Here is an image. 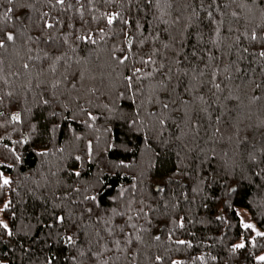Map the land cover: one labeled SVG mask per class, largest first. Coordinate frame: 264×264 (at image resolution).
I'll use <instances>...</instances> for the list:
<instances>
[{
    "label": "trees",
    "instance_id": "trees-1",
    "mask_svg": "<svg viewBox=\"0 0 264 264\" xmlns=\"http://www.w3.org/2000/svg\"><path fill=\"white\" fill-rule=\"evenodd\" d=\"M33 2L41 12L50 11V15H56V11L49 10L44 4V0H33ZM81 2L85 3V18L87 19L90 15L87 0H81ZM96 2L100 6L101 0H96ZM169 2L171 7L165 6L164 0H161L164 9L162 16L156 8H148L144 0H133L131 7L128 6L127 0L123 4L104 5L101 7V11H115L117 8H121L122 15L133 21L130 30L133 33L135 32V22L139 21L146 29L145 35L160 31L162 40L167 38V34L179 38L185 18L191 11L183 5L192 2V0H169ZM194 2L198 4L199 0H194ZM210 2L211 0H205V4ZM242 2L243 0H218L221 11L224 12V30L220 37L222 46L217 49L209 43L201 45V47L211 49L215 57L212 62L205 58V62L209 63V67L206 69L204 64L192 59L191 49L185 48V53L191 64L186 61L181 67H188L190 73L192 68H195L197 72L203 70L205 75L200 78L203 83L195 87L192 93H184L183 85L185 83L196 84V82L191 81V75L187 77L181 75V87L177 92L172 93L173 97L177 99V104L173 105L169 102L167 110L161 109L160 105L154 102L155 93L149 89L148 81H145L142 86L134 84L132 90L125 92L122 99H117L116 93L118 90H123V85L117 81L114 75L109 74L111 70L107 66V47L113 43L111 36L106 37L108 43L102 46L98 58L93 56L87 62L81 61L80 64H76L74 62L76 57L69 51V56L73 57L71 67L67 68L61 63L57 66L56 73L50 71V61L48 60L33 59L28 61L34 67L31 69L32 88L27 91L24 86L27 84L29 74L22 67V64L27 61V48L19 49L18 55L11 48L7 51L0 49V58L3 59V63L0 64V95L7 90L17 93L26 91L27 103L24 106L33 107L39 121L37 131L32 133L33 139L29 144L15 145L22 157L20 163H16L11 153L3 147L6 143L10 147L12 146L7 136L10 135L12 140L19 139V133L12 130L16 125L7 124L5 128H0V136L5 137L0 140V157L6 156L8 163L15 164L13 169H5V174L14 180L12 185L14 191H10L9 194V198L13 202L12 208L9 211L0 212V219L7 221L14 233H17V229L25 225L29 226L25 231L30 229L27 236L19 232L12 237H7L4 235L3 229H0V259H4L6 264H42L46 254L59 255L56 252L59 245L54 246L50 251L48 244L44 243L46 230L42 229L38 220L47 221L48 217L43 214L45 207L51 209L53 199L57 196L62 198L64 191H70L67 185L91 182L97 175H102L110 185V188L103 193L105 201L109 196L116 194L119 185L130 189L132 184L137 186V199L143 195L151 203L155 198L156 203L161 205L163 200L171 202L174 198L179 201L175 212L185 216V228L178 229L174 238L190 239L193 246L187 248L183 245H172V250L166 254L164 264H168L169 258L184 260L186 264H241L242 261L245 264H254L250 257L245 261L248 252L252 250L250 244L246 249L238 250L236 253L231 252V243L239 242L241 234L244 233L232 210L225 209L227 217L225 224H221L215 219L219 210L224 207L226 184H232L238 187V191L231 196L233 208L239 211L247 210L256 227L260 231H264V172H261L259 177L252 175L253 172H259L260 167H264V165L257 167L248 160V153L253 150V144L258 147L261 140L264 139L261 136L264 128L257 129L255 127L264 119V59L252 54L254 49L243 36H241L240 44L249 47V53H242V48L237 51L240 46L235 44L234 35H239L245 28L252 26L245 19V10L238 7ZM225 3L229 5L227 8L224 7ZM5 5L6 0H0V16L5 11ZM197 10L199 11V8ZM232 11L240 12L241 15L233 17L231 16ZM96 15L99 16V12ZM177 15L181 19L179 22L173 23ZM200 15L203 17L204 12L201 11ZM213 15L219 18L218 13L213 12ZM60 16L62 19H68L70 16H76V13L75 10H72L67 14L60 13ZM33 18H38L37 12H33ZM164 20H167L168 23L165 24ZM99 23L103 26L105 21L101 19ZM229 26L233 28V33L227 32ZM164 29H167V33L164 32ZM236 29H239V32ZM111 31L117 34L115 42L120 43L122 40L120 25L113 27ZM204 33L205 41H207L209 30L205 28ZM229 45L234 46L229 47ZM31 47L36 49L31 53L33 56L42 55L39 49L50 50L42 41L31 44ZM77 51L81 56L86 55L79 49ZM241 54L244 56L242 60L240 59ZM237 66L241 71L235 70ZM215 67L219 68L216 81L221 84L222 91L214 89L209 83L210 74ZM38 71L43 73L38 78L42 82L40 88L36 87L35 73ZM65 72H67L69 81H72V77L77 72H83L84 76L82 80L77 77L75 81H72L76 84L75 88H72L71 83L66 81L59 90L65 92V96H62L61 99L67 97L71 102L73 112L78 113V106H84L97 115L98 119L94 122V127L88 129L79 120L56 118V122L61 124V128L53 140L46 134H42L44 125L49 122L45 117H47L50 108L43 105L36 108L34 105L39 99L38 94L47 88L49 82L56 78H62L61 73ZM13 73H20V75L16 76ZM229 73H231L230 79L228 78ZM5 77L10 81V84L4 83ZM171 84L175 85L176 80L173 79ZM256 84H259L260 87L255 88ZM138 87L139 91H137ZM92 88L96 89L94 93L89 91ZM254 88L255 91H253ZM132 92H136L135 103H133ZM44 95L47 96L49 93L45 91ZM77 95L80 96L79 101H73L72 97ZM200 95L204 96V101L197 98ZM253 95L259 96L260 99L251 101ZM149 96L153 97L152 102H149ZM229 96H239V100L226 99ZM181 97L189 100V103L187 105L180 103ZM89 100L90 104L87 103ZM105 104L109 105V108H114L115 111L110 113L104 107ZM204 107L208 108V113L201 111ZM136 109H139L138 116ZM16 110L15 103L9 104L6 97L5 102L0 104V111L5 113L3 117H0V121H7L11 112ZM162 114L167 117V125L163 127L159 124V117ZM64 115L67 113L65 112ZM217 116H220L219 121L216 119ZM80 119H86V117L81 115ZM132 120H136L137 123H131ZM237 125L240 137L247 135L248 142L237 145V138L234 135ZM217 127L221 129L222 135L215 133ZM72 129L75 130V133H82L85 139H92L95 152L91 161L87 159L79 162L74 160L75 155L84 156L85 139L77 141ZM21 130L25 134L29 131L26 124L21 126ZM229 136L232 137L231 140H229ZM109 141L116 147L102 152L101 150L107 146ZM44 145L51 151L47 156H40L37 151ZM60 147L65 149L63 153L58 151ZM213 150L216 153L215 159H211ZM225 152L228 153V157H224ZM205 156H208L209 159L205 160ZM232 157L240 163L245 174L249 177L239 185H235L234 179L224 181L218 176L222 158ZM120 160L131 166L115 167ZM150 163L154 164V167H150ZM177 167L182 173L190 174V177L188 175L174 176V182L169 185V191L162 194L163 199H161L160 196L152 192V187L156 182L172 176ZM73 168L82 172L80 178L70 175V170ZM134 176L136 179H133ZM201 177H207L204 184L200 183ZM238 178L239 170L236 179ZM192 188H196L197 191L193 192ZM4 191L9 190L5 189ZM182 192L187 193V200L181 196ZM205 204H207V208L203 206ZM145 210L147 211V209ZM12 211L16 213L15 219L10 215ZM161 211H163L162 208ZM137 223L140 224L143 221ZM227 223L232 226L227 227ZM144 226L148 227L147 224ZM97 228L100 229V235L104 237L100 243H106L108 249H111V251L102 253V259L108 260V264H159V262H154V256L165 254V248L169 247L168 244L157 242L152 238L159 234L161 241H164V234L168 231V228L162 227L156 219L153 220L150 232L141 233L143 243L134 240L133 244L123 252L116 251L113 238L103 231V225L88 229L94 251H100L99 245L95 243L98 239L95 236ZM191 233L195 235H190ZM135 234L133 231V238ZM252 234L254 235V233ZM115 238L121 240L123 248L124 240L119 232L116 233ZM257 243H262L261 238H257ZM176 248L180 250L176 251ZM255 251L259 254L260 251H264V248H257ZM200 255H204V261L195 259ZM212 256H217L219 259L213 261ZM93 260L94 258L91 257L80 258V264H92ZM59 264H65V262L61 259Z\"/></svg>",
    "mask_w": 264,
    "mask_h": 264
},
{
    "label": "snow or ice",
    "instance_id": "snow-or-ice-1",
    "mask_svg": "<svg viewBox=\"0 0 264 264\" xmlns=\"http://www.w3.org/2000/svg\"><path fill=\"white\" fill-rule=\"evenodd\" d=\"M125 0H101L100 6H98L96 0H87L89 17L85 18V3L81 0H44V4L49 10H55L56 15H50V11H40L36 8V4L33 0H6L5 11L0 16V49L7 51L9 48L13 49L19 54V49L27 48V61L22 64L23 69L28 71L29 79L24 86L26 91L32 88V73L31 69L34 65H31L28 61L35 60H48L49 69L52 73H56L57 66L63 63L67 68L71 67L73 57L69 56V51L76 57L75 63L80 64L81 61L87 62L93 56L98 58L99 52L102 50L103 45H107L108 41L106 37L111 36L113 43L110 47H107V59L110 75H114L119 83L123 85V90H118L116 93L117 99H122L125 92L132 90L133 85L142 86L145 81H148L149 89L155 93V103L160 105L161 109L167 110L169 108V102L173 105L177 104L172 93L177 92L181 87L180 76L185 77L191 75V81H195L196 84L191 82L183 85L184 93H192L193 89L203 81L200 79L205 75L203 70L196 71L192 68L191 73L188 67H181L186 61L191 64L188 59V55L185 53V48L191 49V57L194 60L204 64V68L209 67L207 61L212 62L215 60L212 50L206 47H201L205 43L213 45L215 48H220V37L222 30H224V12L221 11V5L218 0H211L210 3L205 4V0H199L196 4L194 0L192 2L185 3L183 6L186 9H191L189 15L185 18L183 29L180 31L179 38L171 34H167L166 39H161V32L154 31L149 35H145V30L139 21L135 22V32H131L133 21L130 18H126L122 15V9L117 8L115 11H101V7L104 5H116L123 4ZM133 0H127V4L131 7ZM145 5L148 8H156L160 11L161 16L164 14V9L161 4V0H144ZM165 6L171 7L169 0H164ZM229 5L224 4L227 8ZM241 9L245 10V19L249 21L252 26L245 28L239 35H234V41L236 45L242 48V53H249V47H244L240 44L241 36L250 42L253 47V55L260 59H264V0H243L238 5ZM199 8V11L197 10ZM75 10L76 16L69 17L68 19H62L60 13H70ZM204 12V16L201 17L200 12ZM33 12L38 13V18H33ZM99 12V16L96 13ZM213 12L218 13L219 18L213 15ZM240 12L232 11L231 16L239 17ZM159 18V17H158ZM103 19L105 24L100 25L99 21ZM181 17L177 15L173 23L179 22ZM256 21H259L258 23ZM165 24L167 20L163 21ZM147 23V21H146ZM78 24V26H77ZM120 25V36L122 40L120 43L115 42L116 33L111 29ZM94 25V26H93ZM209 30V36L205 41L204 29ZM239 32V29H236ZM167 33V29H164ZM228 33H233L231 26L227 27ZM43 42L48 46L50 50L39 49L42 55L33 56L31 53L36 51L31 47L33 43ZM234 45H229L232 47ZM85 52L86 55H79L77 51ZM171 53V54H169ZM240 59H244L241 54ZM3 63V59L0 58V64ZM230 67V66H229ZM237 72L241 69L237 66L235 69ZM219 73V68L215 67L210 74L211 79L209 83L214 89L221 90V84L216 81V77ZM42 71L35 73L37 78L36 87H41V81L38 78L42 75ZM13 75L19 76L20 73H13ZM62 78H56L49 82L47 88L43 89L38 95L39 99L34 107L39 108L41 105L47 106L50 110L47 112V119L49 122L44 125L43 133L49 136L51 139L56 138L58 130L61 128V124L56 122V118L60 120L77 121L79 120L85 128L91 129L94 127V122L98 119L97 115H94L92 111H89L84 106H78V113L73 112L71 108V102L65 97V92L59 91L65 82L71 83V87L75 88V81L77 77L83 79L84 73L77 72L72 77V81H69L67 72L61 73ZM228 78H231L229 73ZM173 79L176 80V84L172 85ZM4 83L10 84V81L5 77ZM171 85V87H170ZM260 85L256 84L255 88H259ZM255 88L253 91H255ZM25 93H17L12 90L5 91L0 95V104L5 102V98H8L9 104L15 103L17 110L11 112L10 118L7 121H0V128H5L7 124L16 125L12 130L19 133V139L12 140L11 136H7V139L11 142L4 144L3 147L11 153L16 163L22 162V157L17 151L15 145H27L33 139L32 133L37 131L38 119L33 107H25L27 103V95ZM47 91L49 95L45 96L44 92ZM67 91V90H65ZM90 92H95L96 89H89ZM139 91V87L137 88ZM59 93V94H58ZM142 94V93H141ZM215 94V93H214ZM133 103H135L136 92L131 93ZM163 96V99H161ZM199 100L204 101V96L197 97ZM80 96L72 97L73 101H79ZM226 99L239 100V96L226 97ZM259 96L253 95L251 101H258ZM153 101V97L149 96V102ZM91 103V101H87ZM180 103L187 105L189 100L180 98ZM57 105V106H53ZM104 107L108 111L114 112V108H109V105L105 104ZM201 111L208 113V108L204 107ZM67 115H64V113ZM137 116L139 115V109H136ZM154 114V113H151ZM5 113L0 111V117H3ZM83 115L86 119H80ZM187 115V113H185ZM217 121L220 120V116L216 117ZM251 119V117H249ZM131 123H137L136 120H132ZM27 125L29 129L25 134L21 130V126ZM159 124L163 127L167 125V117L162 114L159 117ZM257 129L264 128V119L255 126ZM75 139L77 141L85 139L82 133H75L72 129ZM215 133H221L219 127L215 128ZM234 135L237 138V145L242 142H248L249 137L245 135L240 137V131L238 125L235 128ZM264 137V132L261 133ZM5 137L0 136V140ZM232 137L229 136V140ZM116 145L108 142L107 146L103 148L102 152H107L110 148H115ZM252 151L248 153V160L260 167L264 165V139L261 140L259 146L253 144ZM51 150L46 146H41L37 151L40 156H47ZM59 152L63 153L65 149L60 147ZM94 146L92 139H85L84 156L75 155V161H82L87 159L91 161L94 158ZM216 153L213 150L211 152V159H215ZM224 157H228V153H224ZM209 157L205 156V160ZM125 161L120 160L115 167H130ZM14 163H8L7 157H0V212L9 211L12 208V200L9 198L10 191L14 180L11 176L5 174V169H13ZM150 167H154V164L150 163ZM215 170V169H214ZM239 170V178L237 172ZM261 172H264V167H260L259 172H253L252 175L259 177ZM55 175V173H54ZM70 175L80 178L82 172L75 168L70 170ZM176 175H188V173H182L180 168L177 167L172 176L167 179L156 182L152 187V192L163 199L162 194L169 191V185L174 182L173 177ZM219 179L227 181L229 179L235 180V185H239L242 181L249 179L245 174L244 169L240 163L234 158H222L218 171ZM133 179H136L134 176ZM215 180V177L213 178ZM207 181V177H201L200 183L204 184ZM57 183H60L57 181ZM178 183V181H177ZM70 191L66 190L63 193V197L57 196L52 200L51 209L45 207L44 213L48 217L47 221L38 220L42 229H45L44 243L48 244L49 250L59 245L56 249L59 255H45L42 264H59L62 259L65 264H80V258H94L92 264H108V260L102 259V253L104 251H111L108 249L107 244H101L100 241L104 239L100 235V229L95 231L96 239L95 243L99 245L100 251H94L92 247V239L89 238L88 229L94 226L103 225V231L113 238V245L117 252L126 251L128 246L132 245L134 240L138 243H143V236L141 233L151 231V225L153 220H158L162 227L168 228V231L164 234L165 240L161 241V235L156 234L152 238L153 240L161 243L168 244L169 247L165 248V254H157L154 256V262L164 264L166 254L172 250L171 246H186L191 248L193 246L192 240L174 238L175 232L178 229L185 228V216L179 215L175 210L179 206V201L163 200L162 205L157 204L155 198L150 203L143 195L137 199L136 184H132L129 188L124 185L118 186V191L115 195L108 197L105 201L103 193L106 189L110 188L107 184L105 177L97 175L91 182H83L78 184L67 185ZM8 189L9 191H4ZM193 192H196V188H192ZM238 191V187L232 184H226L223 204L224 207L219 210L215 219L221 224L227 222L225 215V209H230L234 215L238 218L239 226L244 230L241 234L239 242H233L230 245L232 253H236L238 250L248 248L249 244L251 249L248 255L245 257V261L250 257L254 264H264V251L256 253L255 249L264 248V231H260L255 223L245 221L238 209H234L232 206L231 196ZM173 193V197H174ZM181 196L187 200L188 195L186 192H182ZM127 197V198H126ZM59 200V203H57ZM207 208V204L203 205ZM161 208L163 211H161ZM147 209V211L145 210ZM159 213V215H156ZM11 217L15 219L16 213L12 211ZM189 219H191L189 217ZM119 221V222H118ZM134 221H143L138 224ZM147 224L148 227L144 225ZM227 227H231L230 223L226 224ZM29 228L25 225L22 228L17 229V233L22 232L25 236L29 234V231H25ZM0 229H3L4 235L12 237L17 233H14L13 228L9 226L8 222L4 219H0ZM133 231L136 233L133 238ZM119 232L124 240V247H121V240L116 239L115 235ZM254 233V235L252 234ZM190 235H195L191 233ZM261 238L262 243H257V238ZM179 251V248L175 249ZM196 260L204 261V255L195 257ZM213 261L219 259L217 256H212ZM0 264H6L4 259H0ZM168 264H186L181 259L169 258ZM241 264H245L244 261Z\"/></svg>",
    "mask_w": 264,
    "mask_h": 264
},
{
    "label": "rangeland",
    "instance_id": "rangeland-1",
    "mask_svg": "<svg viewBox=\"0 0 264 264\" xmlns=\"http://www.w3.org/2000/svg\"><path fill=\"white\" fill-rule=\"evenodd\" d=\"M240 213L243 216V218H244L245 221H248V222H252L253 223V221L250 219V216L248 214L249 212L247 210H240Z\"/></svg>",
    "mask_w": 264,
    "mask_h": 264
}]
</instances>
